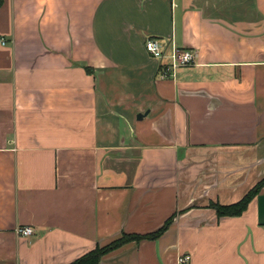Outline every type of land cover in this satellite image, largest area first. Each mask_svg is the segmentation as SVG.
<instances>
[{
	"label": "crops",
	"instance_id": "1",
	"mask_svg": "<svg viewBox=\"0 0 264 264\" xmlns=\"http://www.w3.org/2000/svg\"><path fill=\"white\" fill-rule=\"evenodd\" d=\"M1 40L0 264L169 219L100 264H264V186L240 216L210 207L264 179V0H0ZM173 48L194 64L162 78Z\"/></svg>",
	"mask_w": 264,
	"mask_h": 264
},
{
	"label": "trees",
	"instance_id": "2",
	"mask_svg": "<svg viewBox=\"0 0 264 264\" xmlns=\"http://www.w3.org/2000/svg\"><path fill=\"white\" fill-rule=\"evenodd\" d=\"M264 186V179L256 185L249 193H247L239 202L221 206L216 203H211L210 207L216 212L218 217H237L240 216L247 208L250 201L257 195L259 190ZM172 219H169L165 224L156 232L147 235H128L123 234L119 239L110 243L105 247H96L91 252L85 254L79 259L73 261L70 264H100V260L106 254L128 244L131 242L139 243L142 240H155L160 237L171 224Z\"/></svg>",
	"mask_w": 264,
	"mask_h": 264
},
{
	"label": "built area",
	"instance_id": "3",
	"mask_svg": "<svg viewBox=\"0 0 264 264\" xmlns=\"http://www.w3.org/2000/svg\"><path fill=\"white\" fill-rule=\"evenodd\" d=\"M2 45H5L3 40L0 41ZM145 50L154 59L160 60L163 58V52L156 40L148 39L145 41ZM169 67L161 74L162 78L174 77V71L178 68L190 67L194 64L195 53L189 49L179 50L173 48L170 56ZM16 234L20 237H29L33 234L31 227H22L16 230ZM177 264H190V256L182 255L177 258Z\"/></svg>",
	"mask_w": 264,
	"mask_h": 264
},
{
	"label": "water",
	"instance_id": "4",
	"mask_svg": "<svg viewBox=\"0 0 264 264\" xmlns=\"http://www.w3.org/2000/svg\"><path fill=\"white\" fill-rule=\"evenodd\" d=\"M146 115H147V114H138L137 117H136V119H137L138 121H140V120H142L144 117H146Z\"/></svg>",
	"mask_w": 264,
	"mask_h": 264
}]
</instances>
